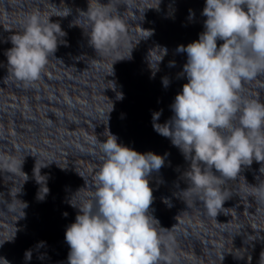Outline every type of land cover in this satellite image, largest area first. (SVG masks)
I'll list each match as a JSON object with an SVG mask.
<instances>
[{"label": "clouds", "instance_id": "9594fccd", "mask_svg": "<svg viewBox=\"0 0 264 264\" xmlns=\"http://www.w3.org/2000/svg\"><path fill=\"white\" fill-rule=\"evenodd\" d=\"M81 14L87 18L89 43L97 53L121 47L128 21L114 10L112 0H89L87 12ZM67 15L69 9L63 7L62 14L55 16ZM202 15L207 19L199 39L177 48L187 54L183 74L188 82L171 105L174 115L160 124L161 112L157 111L152 120L154 130L191 161L186 177L189 187L184 192L198 197L207 214L216 217L230 198L223 185L239 177L242 165L250 166L254 160L264 165V103L259 98L243 100L240 95L245 83L264 76V0H206ZM52 16L35 12L26 18L22 31L11 35L12 47L5 53L8 76L25 83L41 79L66 35L59 23L51 21ZM142 30L143 38L153 34ZM218 40L223 41L219 47ZM132 49L118 60L130 59ZM152 51L156 56L150 65L158 71L167 49ZM162 82L165 87L169 84L167 77ZM117 98L123 99V94ZM102 150L105 159L95 178L92 200L83 205L72 203L79 211L65 232L68 264H161L163 238L155 226L158 220L150 214L154 197L149 176L164 165V157L137 152L119 144L111 134L102 142ZM23 162L0 154V171L23 174L27 181ZM260 171L264 173V166ZM35 173L36 166V178ZM42 178L37 182L43 184ZM246 186L248 195L264 204V183ZM41 191L43 199L48 190ZM21 203L23 216L27 204ZM26 258H31L30 252ZM0 262L9 264L2 257ZM260 264H264V253Z\"/></svg>", "mask_w": 264, "mask_h": 264}]
</instances>
